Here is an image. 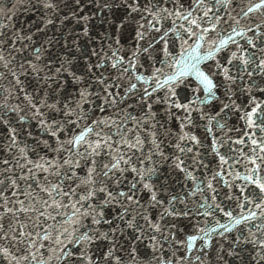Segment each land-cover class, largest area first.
I'll return each mask as SVG.
<instances>
[{
    "label": "snow or ice",
    "instance_id": "6c2138e0",
    "mask_svg": "<svg viewBox=\"0 0 264 264\" xmlns=\"http://www.w3.org/2000/svg\"><path fill=\"white\" fill-rule=\"evenodd\" d=\"M0 264H264V0H0Z\"/></svg>",
    "mask_w": 264,
    "mask_h": 264
}]
</instances>
